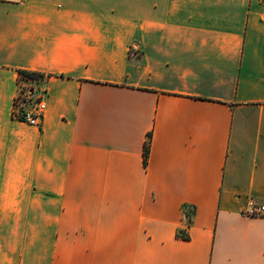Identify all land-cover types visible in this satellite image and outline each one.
Instances as JSON below:
<instances>
[{"label":"crops","instance_id":"crops-1","mask_svg":"<svg viewBox=\"0 0 264 264\" xmlns=\"http://www.w3.org/2000/svg\"><path fill=\"white\" fill-rule=\"evenodd\" d=\"M251 203L264 0H0V264H264Z\"/></svg>","mask_w":264,"mask_h":264},{"label":"built area","instance_id":"built-area-1","mask_svg":"<svg viewBox=\"0 0 264 264\" xmlns=\"http://www.w3.org/2000/svg\"><path fill=\"white\" fill-rule=\"evenodd\" d=\"M41 78L35 79L19 74L17 94L12 108V115L15 119L33 126L41 125L47 107L45 90L40 89L39 85ZM242 214L264 215V203H251Z\"/></svg>","mask_w":264,"mask_h":264},{"label":"trees","instance_id":"trees-1","mask_svg":"<svg viewBox=\"0 0 264 264\" xmlns=\"http://www.w3.org/2000/svg\"><path fill=\"white\" fill-rule=\"evenodd\" d=\"M20 75H23L25 77H30V78H35V79H39L41 78L43 75L39 72H34V71H27V70H21L20 71ZM150 138V135H149ZM149 138L147 139V141L144 144V164L147 165L148 162V155H149V149H150V143H149ZM183 237H187L186 234H183Z\"/></svg>","mask_w":264,"mask_h":264}]
</instances>
